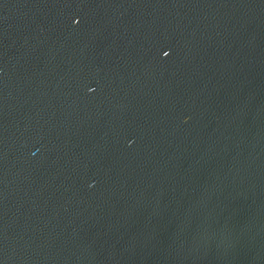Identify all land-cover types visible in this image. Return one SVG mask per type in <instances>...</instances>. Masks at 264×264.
Returning a JSON list of instances; mask_svg holds the SVG:
<instances>
[{"label":"water","instance_id":"water-1","mask_svg":"<svg viewBox=\"0 0 264 264\" xmlns=\"http://www.w3.org/2000/svg\"><path fill=\"white\" fill-rule=\"evenodd\" d=\"M0 264H264V0H0Z\"/></svg>","mask_w":264,"mask_h":264}]
</instances>
